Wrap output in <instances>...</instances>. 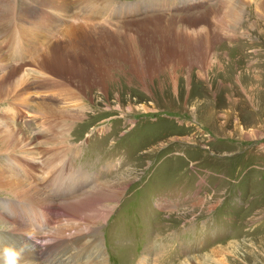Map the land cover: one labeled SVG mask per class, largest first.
I'll return each instance as SVG.
<instances>
[{
    "label": "rangeland",
    "instance_id": "374dc122",
    "mask_svg": "<svg viewBox=\"0 0 264 264\" xmlns=\"http://www.w3.org/2000/svg\"><path fill=\"white\" fill-rule=\"evenodd\" d=\"M99 1L109 24L100 35L92 25L81 31L114 50L94 64L106 91L87 92L83 119L57 114L71 146L59 159L73 171L58 194L77 197L98 182L122 195L105 202L112 213L92 220L80 243L83 217L40 208L29 217L0 190V264L28 258L27 245L41 254L27 264H50V254L52 264H264V0ZM12 12L10 0H0V23ZM12 42L0 37L14 60ZM62 49L69 61V47ZM10 106L8 122L42 121L33 107L11 121ZM30 220L38 236L9 234L13 222L26 228ZM59 222L81 225L66 233L76 239L51 241Z\"/></svg>",
    "mask_w": 264,
    "mask_h": 264
},
{
    "label": "bare ground",
    "instance_id": "6f19581e",
    "mask_svg": "<svg viewBox=\"0 0 264 264\" xmlns=\"http://www.w3.org/2000/svg\"><path fill=\"white\" fill-rule=\"evenodd\" d=\"M10 2L13 12L8 15L9 18L6 21L0 23V37L7 39V47L10 41L16 43L14 50L16 59H10L7 47L0 43V103L7 100L6 103L9 102L16 107L15 118H11V121H14L18 114L20 116L23 113L24 110L21 107L28 111L33 107L35 114L39 113L43 117L40 123L34 122L33 125L29 124L30 126L22 123L24 125L21 127V124L8 122L10 117L7 112L12 109L10 105L0 108V144L5 147L3 151L6 150V146L8 150L13 151L7 156L0 155V164L5 163L4 165L7 166V168L0 167V190L7 195L11 203L18 204L16 207L20 206L19 211L22 210L29 217H33L35 213L33 208L43 209L47 214H62L63 217L69 213L83 217L82 224L89 223V226L85 227L88 234H85L83 238L79 235L78 237L81 239L80 243L82 241L85 243L93 230L92 225L90 226V223L93 224L92 220L96 218L106 220L112 213L113 207H107L105 202L118 200L122 190L97 182L90 191L77 197L66 198L58 194L59 190L67 187L73 173L69 171L70 166L65 162L66 160L59 159L60 155L64 153L66 155L71 150L70 141L63 137V133H66L69 128H66L62 118L68 116L70 119H83V111L87 108L86 98H89L91 88L98 86L101 87L100 91H106L104 78L100 72L97 73L94 70V66L99 63L102 65L97 61V57H100V60L107 52L110 54L112 48L108 49L109 46H105L104 41L90 40L81 30L85 29L86 25H92L100 35L111 15L110 13L102 14L99 11L101 8L99 0H10ZM35 5L39 7L37 11ZM43 8L51 11L49 12L51 16L43 17L42 11L39 13V9ZM27 10H32L33 13ZM199 34L202 33L196 32L189 36L195 37ZM64 44L69 47L68 54L72 56L69 61L61 55ZM89 57L96 59L98 63L96 61V63H90ZM76 58L79 60L75 61ZM21 72H23L22 75ZM91 74L95 77H90ZM43 89L46 91L40 92ZM60 112H64V117L57 116ZM27 126L29 130L26 129ZM41 139L43 142L40 145L43 144V146H36ZM58 150L62 151L58 152ZM16 168H29L30 172L26 171L20 175ZM65 174L67 177L64 176ZM55 198L61 200L63 204L56 203ZM63 222H59L57 227L51 229V241L59 243L67 240L66 233L72 232L76 226ZM21 224L18 221L13 222L14 227L9 234L17 235L15 233L19 232L24 236L37 235L31 229L34 224L31 220L29 227L24 228ZM18 225H20L19 228H17ZM76 237V235H69L68 238L73 240ZM20 238L16 240L23 241ZM27 238L30 239V237ZM54 252L57 253L58 250ZM34 253L37 255H32ZM22 254L27 255L28 258L19 259L17 264H27L28 259L37 260L39 256L41 257L39 251H36L32 245H27ZM49 258H52L48 260L50 264L57 262L56 256L51 257L50 254Z\"/></svg>",
    "mask_w": 264,
    "mask_h": 264
}]
</instances>
